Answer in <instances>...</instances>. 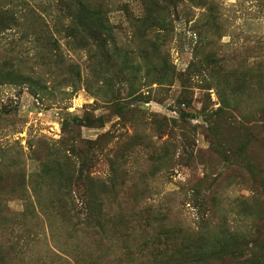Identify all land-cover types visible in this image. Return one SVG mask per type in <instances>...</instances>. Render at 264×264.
<instances>
[{
  "label": "rangeland",
  "instance_id": "1",
  "mask_svg": "<svg viewBox=\"0 0 264 264\" xmlns=\"http://www.w3.org/2000/svg\"><path fill=\"white\" fill-rule=\"evenodd\" d=\"M10 242L5 264H264V0H0Z\"/></svg>",
  "mask_w": 264,
  "mask_h": 264
},
{
  "label": "trees",
  "instance_id": "2",
  "mask_svg": "<svg viewBox=\"0 0 264 264\" xmlns=\"http://www.w3.org/2000/svg\"><path fill=\"white\" fill-rule=\"evenodd\" d=\"M81 14L84 15L83 12H80L78 15H81ZM47 217H48L47 220L49 221L51 218H50L49 215ZM47 220H45V221H47ZM105 227H107V226H105ZM25 240L32 241V240H28L27 238ZM6 245H7V250H8L7 254L3 253V246H0V264H5V262H6L7 258H8L7 255L10 254V253L13 254L15 252V254L18 255L17 252H18L19 242H16V243L10 242L9 244L6 243ZM57 246L59 247V240L57 242ZM108 249H110V246L108 247ZM17 255H16V257H17ZM194 263L195 262L188 261V260H180L179 263H177L176 261L173 262V264H194ZM159 264H164V263L161 262ZM211 264H216V263L213 261Z\"/></svg>",
  "mask_w": 264,
  "mask_h": 264
}]
</instances>
